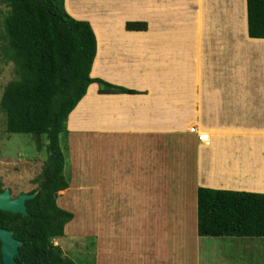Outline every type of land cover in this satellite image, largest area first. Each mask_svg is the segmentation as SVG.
Instances as JSON below:
<instances>
[{
  "label": "crops",
  "instance_id": "obj_1",
  "mask_svg": "<svg viewBox=\"0 0 264 264\" xmlns=\"http://www.w3.org/2000/svg\"><path fill=\"white\" fill-rule=\"evenodd\" d=\"M64 6L95 35L90 76L136 92L100 94L89 85L67 119V153L73 141L88 150L90 139L98 159L109 151V177L105 161L96 160L95 185L109 178L112 208L175 215L173 245L159 250L158 263L264 264V238L197 236L193 257L180 247H187L182 235L190 225L183 183H191L195 197L198 187L264 193V39L248 37L246 0H64ZM127 22L147 29L126 30ZM193 126L209 135L207 143L190 132ZM157 221L165 230V219ZM96 239L93 264H113L115 245Z\"/></svg>",
  "mask_w": 264,
  "mask_h": 264
},
{
  "label": "trees",
  "instance_id": "obj_2",
  "mask_svg": "<svg viewBox=\"0 0 264 264\" xmlns=\"http://www.w3.org/2000/svg\"><path fill=\"white\" fill-rule=\"evenodd\" d=\"M0 7V53L14 74L0 98L5 132L29 135L36 151L44 152L34 178L37 194L26 201L27 215L0 210V228L21 242L17 264H76L54 245L73 219L56 203L59 191L69 186L64 174L68 116L91 84L100 94L136 92L90 76L95 35L87 21L66 12L64 0H0ZM246 19L248 37L264 39V0H246ZM125 29L142 31L147 24L127 22ZM196 202L199 242L264 238V193L198 187Z\"/></svg>",
  "mask_w": 264,
  "mask_h": 264
},
{
  "label": "rangeland",
  "instance_id": "obj_3",
  "mask_svg": "<svg viewBox=\"0 0 264 264\" xmlns=\"http://www.w3.org/2000/svg\"><path fill=\"white\" fill-rule=\"evenodd\" d=\"M0 10L1 18L4 8L0 7ZM13 78L12 64L4 62L0 53V98L5 84ZM92 141H84V144L89 146L84 152L80 151L79 144L73 141L72 152L67 153L64 174L70 179V186L65 194L58 193L56 203L61 209L72 212L73 219L65 226L64 236L55 240L54 245L76 264L94 263V238H97L96 241L100 245L109 241L115 245L117 255L110 261L113 264H160L157 261L159 250L168 249L173 245L175 232L170 228V224L175 215H143L140 211L131 213L130 209L112 208L108 196L112 188L109 178L95 185V161L99 160L100 164L105 161L106 165L102 167V171L106 170L104 174L109 177L110 154L109 151L101 152L102 159H98ZM172 153L173 161H179L180 154ZM190 155L192 158L194 151ZM43 159L44 152L36 151L29 135L5 132V113L0 110V181L15 184L16 189L26 188L28 182L36 177L38 165H41ZM182 186L186 197L184 218L190 220V225L183 231L187 235H182L183 245L187 242V247H180L193 257L190 249L195 248V238L198 236L197 202L194 192H189L192 189L191 183H183ZM157 218L165 219V230H162L164 224L158 225ZM151 252H154L153 256ZM170 259L173 260V256Z\"/></svg>",
  "mask_w": 264,
  "mask_h": 264
},
{
  "label": "water",
  "instance_id": "obj_4",
  "mask_svg": "<svg viewBox=\"0 0 264 264\" xmlns=\"http://www.w3.org/2000/svg\"><path fill=\"white\" fill-rule=\"evenodd\" d=\"M34 197V194H21L15 199H10L9 192L0 193V210L5 212L27 215L25 201ZM0 249L3 264H17L15 256L21 242L14 239L11 231L0 228Z\"/></svg>",
  "mask_w": 264,
  "mask_h": 264
},
{
  "label": "flooded vegetation",
  "instance_id": "obj_5",
  "mask_svg": "<svg viewBox=\"0 0 264 264\" xmlns=\"http://www.w3.org/2000/svg\"><path fill=\"white\" fill-rule=\"evenodd\" d=\"M36 186L37 185L35 179L30 180L26 188L21 187L17 189H16L17 186H15V184H5L2 181H0V193H2L4 190H7L9 192L10 199H15L21 194H34L35 197L37 194V191L35 190ZM26 201H25V206H26Z\"/></svg>",
  "mask_w": 264,
  "mask_h": 264
},
{
  "label": "built area",
  "instance_id": "obj_6",
  "mask_svg": "<svg viewBox=\"0 0 264 264\" xmlns=\"http://www.w3.org/2000/svg\"><path fill=\"white\" fill-rule=\"evenodd\" d=\"M190 132L196 133L198 135V139L202 142L207 143L209 141V135L207 133L199 132L195 126L190 128Z\"/></svg>",
  "mask_w": 264,
  "mask_h": 264
}]
</instances>
